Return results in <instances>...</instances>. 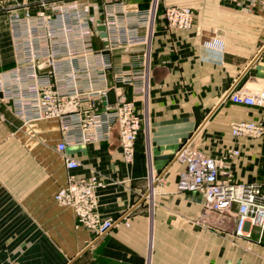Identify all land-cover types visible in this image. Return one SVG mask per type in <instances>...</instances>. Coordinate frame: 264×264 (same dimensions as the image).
<instances>
[{
	"label": "crops",
	"instance_id": "1",
	"mask_svg": "<svg viewBox=\"0 0 264 264\" xmlns=\"http://www.w3.org/2000/svg\"><path fill=\"white\" fill-rule=\"evenodd\" d=\"M24 1L0 0V75L15 65L5 8ZM77 1L89 4L94 16L96 50L105 49L97 28L107 10L145 11L152 3ZM168 6L191 8L192 28H169L163 18ZM158 9L149 30L146 95H135L131 86L109 93L112 104L133 100L142 118L132 163L124 161L113 125L106 140L69 145L66 155L78 166L68 170L56 150L62 137L58 119L24 122L0 94V264H264V232L248 224L237 236L236 207L225 214L205 211L202 195L177 190L182 149L216 158L238 150L228 161L234 181L264 180V137L231 131L233 122H264V109L229 99L235 91L264 87V6L245 10L235 0H160ZM138 33L145 36L147 30ZM145 48L139 43L113 52L110 85L116 72L141 64ZM69 173L100 180L98 212L115 221L102 237L55 201Z\"/></svg>",
	"mask_w": 264,
	"mask_h": 264
},
{
	"label": "built area",
	"instance_id": "2",
	"mask_svg": "<svg viewBox=\"0 0 264 264\" xmlns=\"http://www.w3.org/2000/svg\"><path fill=\"white\" fill-rule=\"evenodd\" d=\"M123 1V0H116ZM245 10L264 0H235ZM160 0L151 7L107 10L101 25L105 27V49L96 50L94 16L89 4L77 0H25L5 8L15 53V65L0 75V94L24 122L55 118L60 123L61 141L56 150L64 155L68 170L77 168L76 160L66 155L72 144L106 140L113 125L119 131L121 153L132 163L142 118L135 102L117 99L110 102L109 93L117 86H131L135 95H146L150 68L149 30L154 25ZM32 7H37L32 13ZM163 18L169 28L190 30L194 11L189 7L168 6ZM146 29L147 35L138 31ZM147 45L139 66L121 69L110 85L108 72L114 51ZM129 65V64H128ZM230 101L236 105L264 109V87L254 91H235ZM236 137H264L262 120L237 121L231 125ZM239 155L229 150L221 157L182 149L177 160L184 166L177 190L203 196L205 211L225 214L236 207L237 236L246 233V225L264 232V180L237 183L229 160ZM101 184L96 176L76 178L69 173L66 185L54 196L62 207L73 210L79 225L102 237L115 221L98 212L95 189Z\"/></svg>",
	"mask_w": 264,
	"mask_h": 264
},
{
	"label": "water",
	"instance_id": "3",
	"mask_svg": "<svg viewBox=\"0 0 264 264\" xmlns=\"http://www.w3.org/2000/svg\"><path fill=\"white\" fill-rule=\"evenodd\" d=\"M97 30L100 32V37L101 38H105L106 37L105 27L103 25L98 26Z\"/></svg>",
	"mask_w": 264,
	"mask_h": 264
}]
</instances>
